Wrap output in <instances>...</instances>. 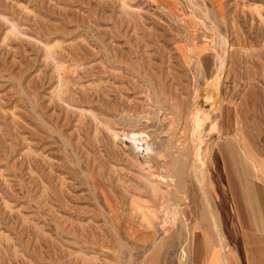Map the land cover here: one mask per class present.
<instances>
[{"label":"rangeland","instance_id":"obj_1","mask_svg":"<svg viewBox=\"0 0 264 264\" xmlns=\"http://www.w3.org/2000/svg\"><path fill=\"white\" fill-rule=\"evenodd\" d=\"M234 53L264 60V0H0V264H183L188 233L189 250L194 236L203 242L193 264L204 251L217 264L191 157L186 227L168 233L171 172L157 161L191 154L198 94L214 112L200 161L229 241L216 144L232 193L241 190L221 129L233 120L225 104L242 94L230 84Z\"/></svg>","mask_w":264,"mask_h":264},{"label":"crops","instance_id":"obj_2","mask_svg":"<svg viewBox=\"0 0 264 264\" xmlns=\"http://www.w3.org/2000/svg\"><path fill=\"white\" fill-rule=\"evenodd\" d=\"M234 54L230 62L233 73L230 84L244 95L242 97L241 94L236 106L225 104L224 107L232 108L233 120L229 128L226 124L223 127L222 123L221 129L229 131L224 136V142L232 150L234 169L238 170L242 183L241 190L232 193L223 157L225 146L222 142L216 144L225 186L218 191L227 210L225 221L230 224L227 232L232 251L227 250L228 262L264 264V140H259L257 135L260 124L264 126V60L256 53L246 57L242 53ZM244 132L249 133L248 139ZM216 208L225 229L223 213L217 205Z\"/></svg>","mask_w":264,"mask_h":264},{"label":"bare ground","instance_id":"obj_3","mask_svg":"<svg viewBox=\"0 0 264 264\" xmlns=\"http://www.w3.org/2000/svg\"><path fill=\"white\" fill-rule=\"evenodd\" d=\"M213 31H214L216 38H217L216 39L217 44H220V45L227 44L226 37L220 36V34L215 30H213ZM197 99H198V94L195 96V105L193 106V109L191 111V117H192V123L191 124H192V128H193L191 154L186 151V152L180 153V156L177 157V156H174L172 153H168L170 160L167 163H162V162H160L161 160L160 161L156 160L159 164V169L161 170V173L168 175V173L171 172L169 184L172 186V189L169 190V195L166 198L167 201L165 203L164 222H163L162 226H163V229L165 230V233H168L167 225H170L169 227H174V226L176 227L179 224L180 226H178L177 228H182V229H184L186 227L185 222H184L183 203L185 204V202L187 200V187H186V183L183 181L181 175L183 172L182 168L186 164V159L191 157V162L193 161L192 162V170L195 174L196 180L198 181L200 189H201L202 194H203L202 199H203L204 209H203V214H202V221H207L208 223H210L211 227L214 230L216 244L219 246V248L222 252V255H221L222 257L217 261V264H222V263L223 264H229L228 253H227V246H229L228 245L229 244L228 239L226 238L225 233H223V231H222V226H221V223L218 219L217 214L213 211V209L211 207V203L209 200V194H208V187L206 186V180H205L206 179L205 168L202 166V163L200 161V147H201V144L204 142V140L202 139L203 135H202V131H201L202 125H204V124H202V123H204V121L209 119L210 115H212L214 112L201 109L197 105ZM131 135L133 136L134 134H131ZM131 135H130V138H132ZM140 135H142V134H140ZM144 135H145V132H144ZM146 138L148 139L149 137H146ZM146 138H144V139H146ZM137 139H139V137L138 138L136 137V141H137ZM149 140H151V138ZM152 140H153V138H152ZM154 142H155V140H154ZM150 144L152 145V143H150ZM153 147H155V144ZM153 147L150 145L146 146L145 149L147 150L148 154L151 153L150 151H151V148H153ZM157 153H159V152H157ZM150 157H152V156H150ZM155 157L156 156L154 155V160H155ZM179 231H181V229ZM182 234H181V236H182ZM179 237H180V234H179ZM189 238H190V234L188 233V235H186V238H185L186 240H184L185 245L182 248V253H183L182 262H183V264H193L194 263V255L193 254L195 251L198 252V250H199L195 246H198L199 244L201 245L203 243L201 241L199 234H198L197 236H194V238H192L193 242L195 241L194 239H197L196 243H194V246H193V248L195 247V249H193L191 247V249L189 250V246H190L189 245ZM202 255L205 257V259L203 257L204 264H209L207 261V257H208L207 252L205 254V251H204V253ZM196 261H197V258H196ZM214 263H216V262H214Z\"/></svg>","mask_w":264,"mask_h":264}]
</instances>
